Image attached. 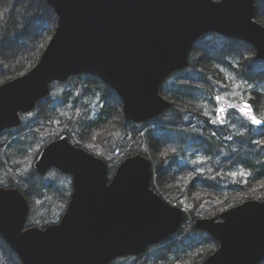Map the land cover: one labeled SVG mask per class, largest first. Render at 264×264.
<instances>
[{
	"label": "water",
	"instance_id": "1",
	"mask_svg": "<svg viewBox=\"0 0 264 264\" xmlns=\"http://www.w3.org/2000/svg\"><path fill=\"white\" fill-rule=\"evenodd\" d=\"M56 27L37 64L0 85V134L20 126L48 97L50 85L74 76L98 78L120 99L125 121L144 124L172 104L161 84L188 66L193 45L217 34L249 45L264 60V0H44ZM71 177L72 191L57 223L28 226L29 203L16 187L0 186V237L20 264H110L166 243L186 213L152 188L154 166L143 154L124 158L108 179L106 162L72 144L49 141L32 164ZM192 228L218 244L198 264L264 262V198L247 200Z\"/></svg>",
	"mask_w": 264,
	"mask_h": 264
},
{
	"label": "trees",
	"instance_id": "2",
	"mask_svg": "<svg viewBox=\"0 0 264 264\" xmlns=\"http://www.w3.org/2000/svg\"><path fill=\"white\" fill-rule=\"evenodd\" d=\"M255 20L264 26L262 2L256 5ZM55 27L56 16L44 0H0V85L37 64ZM208 38L211 41L207 42ZM159 94L171 102V108L144 124L123 119L114 135L116 143H112L114 139L106 130L111 118L121 116L120 99L101 80L86 75L52 83L47 100L39 102L32 112L21 115L19 127L2 132L0 186L15 185L25 195L30 208L27 225L43 228L59 218L64 207L60 195L69 192L72 185L68 175L54 169L43 177L30 168L27 178L19 177L13 163L14 152L33 157L48 141L66 134L72 144L98 157H109L111 168L138 153L150 156L156 166L150 155L151 147L162 141L165 133L174 132L177 151L164 172L184 173L183 192L161 191L155 175L152 186L166 201L185 211L186 221L166 243L151 247L140 257L119 258L110 264H180L181 261L196 264L212 254L218 247L217 242L206 233L194 230L193 220L205 217L213 207L221 213L249 200L252 194L247 193L255 188L251 187L252 181L259 186L260 198H264V126L257 128L239 111L243 97L257 117L264 120V60H254V51L249 45L207 34L193 45L187 68L170 75L161 84ZM217 96L224 98L226 106L224 115L219 117ZM31 114L35 115L33 119ZM86 132L89 137L84 139ZM35 139L40 141L39 147L32 146ZM204 150L214 151L224 159L213 163L208 170L183 166L186 153L194 156ZM236 167L247 173L246 183H227L231 180L229 171ZM197 200L199 205H195ZM165 254H170L168 261L163 260L167 258ZM13 263L20 264L0 237V264Z\"/></svg>",
	"mask_w": 264,
	"mask_h": 264
},
{
	"label": "rangeland",
	"instance_id": "3",
	"mask_svg": "<svg viewBox=\"0 0 264 264\" xmlns=\"http://www.w3.org/2000/svg\"><path fill=\"white\" fill-rule=\"evenodd\" d=\"M206 41L207 42L208 41H211V39L208 38ZM44 100H47V98H45ZM218 104H219V107H223V108L226 107L225 106V102L223 101V99L220 100V101H218ZM241 106L242 105H240V107ZM260 107H263V103L260 104ZM221 114H220V116H221ZM21 115H23V114H21ZM21 115H20V118H21ZM222 115H224V112H223ZM34 117H35V115H32V114L30 115V119H33ZM168 117L169 116H167L166 119H168ZM221 118L223 120V117H221ZM221 118H220V121H221ZM123 119L124 118H123V115H122V112H121V116H119V114H118L114 118H111L110 121L107 124L108 127H107L106 132H107V134H108V136L110 138L113 137L114 141H112V143H116L117 142V139L114 138V135H116V133L118 132V130H117L118 125L119 124L120 125L123 124L122 123V120ZM254 125L257 128H259V127L262 128V126H264V124H261V125L254 124ZM82 137L84 139H86L89 136H88V134L86 132V133H84V135ZM175 137L176 136H175V133L174 132H172V133L169 132V134L168 133L167 134L165 133V135L162 136V141H157L158 142L157 145H155L154 147L153 146L151 147L152 148L151 149L152 151H151V154L150 155H152L153 160H154L155 165H156V166H154V173H155V177H157L159 179V182H158L159 189L161 191H163V192H167L168 190H172V191H175L176 194H177V193L183 192V188H182L183 187V185H182L183 183H182V181H183L184 173L181 172L180 170L171 171L170 173H166V174L164 172L166 170V168L169 166V163H171L174 160V155L176 154V151H177V144L178 143L176 142L177 139ZM1 139H2V134L0 135V142H1ZM203 140H205V137H203ZM153 141L156 142L155 139H153ZM166 141H168V142H166ZM32 143H33V145H32L33 147H36V146L39 147L40 146V141L39 140L36 141V139H35V140L32 141ZM189 143L191 144L192 142L189 141ZM46 144H44L40 148V150ZM151 144H156V143H151ZM40 150L33 157H31V155L26 157L22 153L18 154V151H16V152L13 153V159H14L13 160V163H14L16 169H17V172H18L19 177L27 178V176L30 175V170L31 169L33 170L32 164L35 161V159H36L37 155L39 154ZM208 150L210 151V150H212V148H209ZM86 151H88L89 153L93 154L89 150H86ZM205 151L206 150H204L203 153L200 154V155H194V156L189 155V153H186V155H185L186 159H185V157H183L182 158V161L184 160L188 166L186 164H184V163H182L181 165L184 164L183 166H185V167H189V168L198 167V169H200V170H202V168H204V170L205 169L208 170V169H210V168H212L214 166L213 163H218L219 161H221V160L224 159V157L222 155L219 156V155H217L216 152L214 153V151H211L212 153H209L208 151L205 152ZM29 152L31 154V151L30 150H29ZM196 154H198V153H196ZM93 155H95V154H93ZM30 157H31V162H28L30 160ZM147 157H149L151 159V161H152V158L150 156H147ZM99 158L103 159L106 162L107 167H108V179H110L111 176H112V174L114 173L115 169L117 168V166L119 165L120 162L116 163L114 165V167L111 168L109 166V164H108V161H107L109 159V157L106 156L105 158L104 157H99ZM152 163H153V161H152ZM206 164H209V165L207 166ZM48 173H49V171H48ZM232 173H237V175H232ZM245 175H247V173L246 174L243 173L239 167H236V168L232 169L231 171H229V176H230V179L231 180H229L230 182H227V183H231V184H234V183L243 184V182L246 183V181L248 179V176H245ZM45 176H46V174L43 177H45ZM2 177L4 178V176H2ZM224 182H226V181H223L222 183H224ZM70 184L72 185V183H71V177H70ZM152 185H153V182H152ZM12 187H15V185L12 186ZM251 187H255V188L254 189H251L250 190V193H247V194H252L251 195L252 198H250L249 200H252V199H254V200H262L263 198L262 199L260 198L262 195H260L259 192L257 193V191L259 190L258 184L256 182L252 181ZM16 188H17V186H16ZM152 188H153V190L155 192H157L160 195H162L159 190H156L153 186H152ZM71 191H72V188H71V190H69V192H66V194L65 193L63 194L62 193L60 195V199H61L60 201H61V203L64 202V207H63V209H62V211L60 213L59 218H57L54 222H52L50 224L57 223L60 220L62 214L65 211V208H66V205L68 203V200H69ZM195 205H199V200H197L195 202ZM219 213H220L219 211H216V207L215 208L213 207L212 209H210L208 211V213H207V215H205V217H216L218 219ZM169 255L170 254H168V255L165 254L166 257L169 256ZM168 258L169 257H167V258H165L163 260H167L168 261ZM161 259H158V260H161ZM201 262H199V263H201ZM13 264H17V263H13ZM180 264H193V263H188L186 261H184V262L181 261ZM196 264H198V263H196Z\"/></svg>",
	"mask_w": 264,
	"mask_h": 264
},
{
	"label": "snow or ice",
	"instance_id": "4",
	"mask_svg": "<svg viewBox=\"0 0 264 264\" xmlns=\"http://www.w3.org/2000/svg\"><path fill=\"white\" fill-rule=\"evenodd\" d=\"M237 87H239V86L237 85ZM222 99H224V98L223 97H219V96L216 97V100L217 101H220ZM249 99H251V97H249ZM241 100H242V106L239 107V111L243 115H245L252 123L257 124V125L264 124V120L259 119L257 117V115L253 112L252 105L250 103H248V100L247 99H244L243 97H241ZM229 106L230 107H235V105H229ZM225 111H226L225 108L218 107L216 109L217 116L219 117L220 114L223 113V112H225ZM220 122H223L222 118H221V121ZM232 175H237V173H232ZM262 186H264V185H262Z\"/></svg>",
	"mask_w": 264,
	"mask_h": 264
},
{
	"label": "flooded vegetation",
	"instance_id": "5",
	"mask_svg": "<svg viewBox=\"0 0 264 264\" xmlns=\"http://www.w3.org/2000/svg\"><path fill=\"white\" fill-rule=\"evenodd\" d=\"M263 3V2H262ZM164 244V243H163ZM162 245V244H161Z\"/></svg>",
	"mask_w": 264,
	"mask_h": 264
}]
</instances>
